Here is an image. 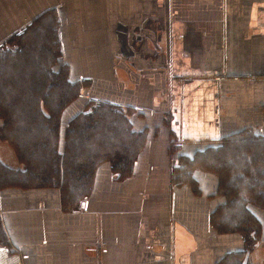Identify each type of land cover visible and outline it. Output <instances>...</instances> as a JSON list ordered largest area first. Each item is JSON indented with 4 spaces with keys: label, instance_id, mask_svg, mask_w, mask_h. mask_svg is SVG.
Returning <instances> with one entry per match:
<instances>
[{
    "label": "crops",
    "instance_id": "crops-1",
    "mask_svg": "<svg viewBox=\"0 0 264 264\" xmlns=\"http://www.w3.org/2000/svg\"><path fill=\"white\" fill-rule=\"evenodd\" d=\"M49 11L56 70L131 110L148 140L130 178L100 166L80 204L59 187L5 190L0 220L24 264H264V210L252 207L261 232L242 255V234L213 226L215 176L198 172L200 193L173 181L179 155L245 130L264 138V0H0V47Z\"/></svg>",
    "mask_w": 264,
    "mask_h": 264
},
{
    "label": "trees",
    "instance_id": "trees-1",
    "mask_svg": "<svg viewBox=\"0 0 264 264\" xmlns=\"http://www.w3.org/2000/svg\"><path fill=\"white\" fill-rule=\"evenodd\" d=\"M61 57L57 12L0 47V136L23 166L16 170L0 162V195L9 188L58 186L64 203L80 204L90 196L100 166L109 164L118 180L128 179L147 144V133L134 130L132 111L110 103H98L66 124L64 114L81 98L83 85L71 80L67 68L56 70ZM176 150L172 143L171 153ZM198 172L217 177L216 195L225 200L212 215L214 228L242 234V255L248 254L261 232L252 207L264 210V138L245 130L193 156L179 155L173 181L200 193ZM1 222L0 249L12 251Z\"/></svg>",
    "mask_w": 264,
    "mask_h": 264
},
{
    "label": "rangeland",
    "instance_id": "rangeland-1",
    "mask_svg": "<svg viewBox=\"0 0 264 264\" xmlns=\"http://www.w3.org/2000/svg\"><path fill=\"white\" fill-rule=\"evenodd\" d=\"M51 12H55V11H49L47 13H51ZM45 13V14H47ZM44 14V15H45ZM43 16V15H42ZM42 16H40L39 18H41ZM37 20V19H36ZM32 21V25L35 23V21ZM60 20V19H59ZM28 28V27H27ZM60 28H61V22H60ZM82 86V90H81V98H79L78 100L81 99L84 100V106L83 108L80 110L82 112H88L90 111V109H93L95 107V105H97L99 102H96L94 101V99L92 98V93H91V82H87L86 80H82V81H79ZM114 105V104H113ZM115 107L119 108V109H124L123 106H119V105H115ZM72 110H76V107H70L64 114V118H65V121H66V124L69 123L74 117L77 116V114L74 116V117H69L72 113ZM125 110H128V109H125ZM131 111V110H130ZM132 113V112H131ZM79 114V113H78ZM133 116V114H132ZM2 125V121L0 119V127ZM145 132L147 133L148 135V132L145 130ZM175 147V149L177 150H180V147L177 148L178 146L176 145V143H173V148ZM176 150V151H177ZM0 155H1V158L4 159V160H1L0 158V162L5 165L6 167L8 168H12V169H16V168H22L23 169V166L22 164L20 163L18 157H17V153H16V149L11 145L10 142L8 141H5L2 136H0ZM18 164L20 165V167H18ZM104 165V164H103ZM17 170V169H16ZM205 173V172H204ZM217 179V177H215ZM218 180V179H217ZM58 187V186H55V188ZM60 188V187H59ZM12 189H16V188H9V189H6V190H12ZM21 190V189H20ZM61 190V189H60ZM5 191V190H4ZM3 191V192H4ZM2 192V193H3ZM1 193V195H2ZM0 195V196H1ZM62 195V194H61ZM2 225H3V222H1ZM4 226V225H3ZM7 242L10 246V248L12 249V251H9L8 252V255L7 257H10L8 258V260H6V263L5 264H11L13 259L12 258H15L17 259L16 257H19L21 259V263L20 264H24V262L22 261V255H20V253H17V250L15 248H12V245H11V242H10V239L7 235ZM4 264V263H3Z\"/></svg>",
    "mask_w": 264,
    "mask_h": 264
},
{
    "label": "built area",
    "instance_id": "built-area-1",
    "mask_svg": "<svg viewBox=\"0 0 264 264\" xmlns=\"http://www.w3.org/2000/svg\"><path fill=\"white\" fill-rule=\"evenodd\" d=\"M8 258L9 257H7V255L5 254L4 256H3V259L5 260L4 262H1L0 261V264H5L6 263V260H8ZM21 263V259L18 257V259H15V260H13L12 261V263L11 264H20Z\"/></svg>",
    "mask_w": 264,
    "mask_h": 264
}]
</instances>
